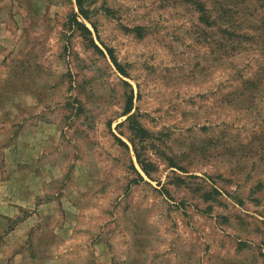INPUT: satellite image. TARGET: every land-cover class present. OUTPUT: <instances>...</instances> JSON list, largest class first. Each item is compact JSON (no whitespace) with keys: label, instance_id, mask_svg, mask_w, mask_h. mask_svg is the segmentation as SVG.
<instances>
[{"label":"rangeland","instance_id":"1","mask_svg":"<svg viewBox=\"0 0 264 264\" xmlns=\"http://www.w3.org/2000/svg\"><path fill=\"white\" fill-rule=\"evenodd\" d=\"M75 1L0 0V238L264 264V0Z\"/></svg>","mask_w":264,"mask_h":264},{"label":"crops","instance_id":"2","mask_svg":"<svg viewBox=\"0 0 264 264\" xmlns=\"http://www.w3.org/2000/svg\"><path fill=\"white\" fill-rule=\"evenodd\" d=\"M19 225L21 223L14 225L7 234L0 238V248L2 249V251L0 250V264H36V260L32 259L28 253L14 251V248L24 238L19 237L18 233H16ZM42 264L44 263L42 262Z\"/></svg>","mask_w":264,"mask_h":264},{"label":"trees","instance_id":"3","mask_svg":"<svg viewBox=\"0 0 264 264\" xmlns=\"http://www.w3.org/2000/svg\"><path fill=\"white\" fill-rule=\"evenodd\" d=\"M75 2H76V5H77V8H78L79 14H81V16H83L84 18H87V11H86V9H84V7H83V0H76ZM198 10H199L200 12H204L203 9H198ZM76 22H77V21H76ZM82 26H83L84 30H86V31L89 32V30L87 29V27H85V25L82 24ZM111 60H113V62L115 63V65L117 64L116 61H115L114 59H111ZM128 111H129V109H128L126 112H128Z\"/></svg>","mask_w":264,"mask_h":264}]
</instances>
